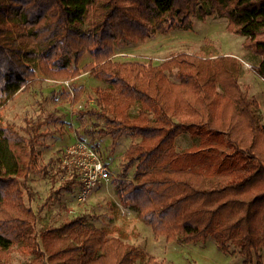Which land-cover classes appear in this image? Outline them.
Listing matches in <instances>:
<instances>
[{
  "label": "trees",
  "instance_id": "1",
  "mask_svg": "<svg viewBox=\"0 0 264 264\" xmlns=\"http://www.w3.org/2000/svg\"><path fill=\"white\" fill-rule=\"evenodd\" d=\"M213 15L226 18V30L259 56L253 71L264 80V0H0V263L14 251L33 256L25 264H134L143 256L81 216L37 232L40 209L28 207L23 192L47 133L41 126L52 115L22 128L2 119L5 103L34 83L37 70L57 82L83 72L105 83L93 88L85 112L102 120L96 132L110 137L112 153L124 133L134 139L122 153V176L133 169L132 178L114 190L153 238L201 245L211 238L225 254L233 247L243 264L254 257L261 264L264 121L258 100L239 82V60L187 51L157 63L114 59L121 40L187 30L194 17ZM86 55L90 61L80 66ZM81 95V86L74 89L72 106ZM205 131L222 134L230 155L246 163L210 165L203 154L193 158L196 145L176 149L179 134L197 139ZM181 153L191 165L176 163ZM58 166L51 180L72 190L73 180L60 179V156Z\"/></svg>",
  "mask_w": 264,
  "mask_h": 264
},
{
  "label": "rangeland",
  "instance_id": "2",
  "mask_svg": "<svg viewBox=\"0 0 264 264\" xmlns=\"http://www.w3.org/2000/svg\"><path fill=\"white\" fill-rule=\"evenodd\" d=\"M226 22V18L216 15L205 19L196 16L192 27L187 30L173 29L166 34L155 33L138 42L121 40L115 47L114 59L157 63L171 54L183 51L211 57H236L240 62L239 82L248 87L249 93L258 100L264 121V80L253 71L259 56L243 47V36L226 30ZM89 61L90 57L86 55L80 66ZM36 73V80L29 88L16 93L5 103L2 119L22 128L28 122L44 120L48 114L52 115L50 122L41 126V130L47 133L39 138L40 155L36 171L29 175L28 189L23 192L27 206L35 211L40 209L36 222L37 232L48 226H57L67 218L81 216L85 225L114 230L116 235L137 245L143 256L134 264H243V258L233 247L232 252L225 254L216 248L211 238L203 245L153 238L150 228L137 219L133 210L120 202L114 190L121 179L132 178L133 169L125 177L122 176V153L134 139L124 133L112 153L110 137H100L96 132L102 120L85 112L94 104L93 88L104 86L105 83L83 72L67 83L45 79L37 70ZM171 78L174 79L173 75ZM80 86L82 95L72 106L73 91ZM77 139L97 146L111 171L110 179L99 183L82 203L75 199V188H61L58 177L51 180L52 174L58 169L59 154ZM200 140L203 145L198 147ZM175 145L179 152L196 145L193 158L203 154L209 157L210 165L223 160L224 165L231 163L241 166L247 161L242 155H230L231 147L222 134L205 131L201 138L195 139L188 132H183L175 138ZM193 158L181 153L176 163L179 166L191 165ZM258 254L261 264H264V249H260ZM32 257L31 254L14 251L5 264H25ZM250 264H257V259L254 257Z\"/></svg>",
  "mask_w": 264,
  "mask_h": 264
},
{
  "label": "built area",
  "instance_id": "3",
  "mask_svg": "<svg viewBox=\"0 0 264 264\" xmlns=\"http://www.w3.org/2000/svg\"><path fill=\"white\" fill-rule=\"evenodd\" d=\"M62 82L67 83V80ZM60 169L61 181L73 180L74 196L78 203L85 201L99 183L107 182L111 177L110 168L103 161L100 151L81 139L63 149Z\"/></svg>",
  "mask_w": 264,
  "mask_h": 264
},
{
  "label": "crops",
  "instance_id": "4",
  "mask_svg": "<svg viewBox=\"0 0 264 264\" xmlns=\"http://www.w3.org/2000/svg\"><path fill=\"white\" fill-rule=\"evenodd\" d=\"M258 61H259V60H258ZM260 110H261V109H260ZM59 156H60V154H59ZM106 164H107V162H106ZM107 165H108V164H107ZM58 167H59V166H58ZM58 167H57V168H58ZM108 167H109V165H108ZM57 171H58V169H57ZM96 187H97V186H96ZM73 189H74V186H73Z\"/></svg>",
  "mask_w": 264,
  "mask_h": 264
}]
</instances>
